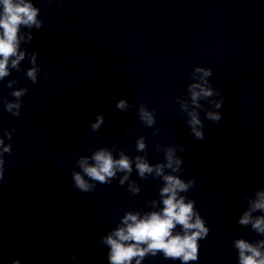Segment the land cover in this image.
I'll return each instance as SVG.
<instances>
[{"label":"clouds","instance_id":"obj_1","mask_svg":"<svg viewBox=\"0 0 264 264\" xmlns=\"http://www.w3.org/2000/svg\"><path fill=\"white\" fill-rule=\"evenodd\" d=\"M51 2V0H50ZM40 12L38 7H35L32 0H0V78L9 75L8 65L9 59H12L11 66L17 68L21 60L25 58L26 53L20 52L17 54L19 45L18 33L21 26L37 29L41 27L42 21L37 19ZM29 41L31 34L29 33ZM39 51L28 54L30 63L33 67L26 72L27 78L35 85L37 73L40 71L39 65L36 64V57L39 56ZM196 73H201L200 80L202 82L191 83L187 86L190 93V103L193 106L191 109L188 103H181V111L185 112L189 119L187 124L190 127L191 134L198 140H205L204 125L200 119L197 109H202L203 106L199 103L200 100H209L213 96H220L219 100H209L216 109H220L224 102V97L218 89H214L208 81V77L213 75L211 68L197 67ZM15 81H10L8 87L12 86ZM27 88H21L19 91H14L11 94L17 99L26 95ZM116 107L121 110H126L129 105L125 99H121L116 104ZM17 109L13 112V109ZM20 105L16 103H6V111L12 115L19 117ZM141 121L145 126L151 127L155 124L153 112H149L144 105H141L139 110ZM206 119L213 122H219L222 115L219 111H206ZM104 116L98 114L95 123L91 124L93 131H98L104 123ZM13 132L15 129L12 130ZM155 134V133H154ZM9 140L12 138L11 132H5ZM177 147L181 152L185 149L183 146L162 147L157 145V151H163L165 155L164 162L150 164L146 156H136L130 158L123 151L120 152L119 159L113 157V152L107 147H101L91 153L90 156H81L76 161L81 172L73 171L72 179L74 186L81 192H90L95 187V183L110 184L112 179L116 177L117 171L125 173L119 178L120 185H123L128 180L129 174L132 172L133 164L138 171L141 179H146L147 175L162 178L164 186L160 189V197L163 207L159 211H150L142 217L137 212H127L121 219L120 224L110 234L102 237V243L110 249L107 258L109 264H132L135 258V264H141L146 256L155 257L158 253H163L165 259L180 260L181 264H188L189 261L198 260V241L207 237L209 229L205 227V222L201 219L198 211H194L195 201L187 200L179 193H186L195 183L194 179L187 182L182 180L178 175L166 174L165 169L171 170L172 173L181 171L183 161L176 156ZM0 179L4 175V154L11 153L12 145H5L4 140L0 139ZM136 149L138 152H146V139L141 136L136 141ZM88 177L89 179H85ZM260 177H257V181ZM129 192L133 195L139 194L140 188L135 181L129 184ZM256 200L250 202L249 211L244 212L239 217L238 223L242 226L251 224L252 229L257 234H264V216L253 217L252 212L257 210L264 211V191H257ZM155 206L156 201H152ZM193 217L195 220L193 222ZM177 225L182 226V232H177L173 235V230ZM234 247L239 250V264H264V253L261 249L264 248V240L253 245L245 239H237L234 241ZM72 259H76L75 256ZM27 261V257H25ZM12 264H21L20 258L12 260Z\"/></svg>","mask_w":264,"mask_h":264}]
</instances>
